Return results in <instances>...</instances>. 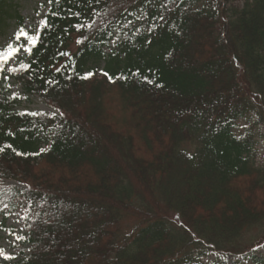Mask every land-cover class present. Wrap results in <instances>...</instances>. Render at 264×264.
<instances>
[{
    "label": "trees",
    "instance_id": "1",
    "mask_svg": "<svg viewBox=\"0 0 264 264\" xmlns=\"http://www.w3.org/2000/svg\"><path fill=\"white\" fill-rule=\"evenodd\" d=\"M46 4L31 68L0 77L7 263L264 264V0ZM33 96L63 116L20 115Z\"/></svg>",
    "mask_w": 264,
    "mask_h": 264
},
{
    "label": "rangeland",
    "instance_id": "2",
    "mask_svg": "<svg viewBox=\"0 0 264 264\" xmlns=\"http://www.w3.org/2000/svg\"><path fill=\"white\" fill-rule=\"evenodd\" d=\"M10 2V5L14 10H16L20 16L24 19L25 28L31 32L36 33L40 25L41 18L46 14L47 6L45 0H7ZM16 32V23L15 21L9 22V29L5 33L0 34V49L7 47V44L13 42L14 35ZM27 53L21 50L18 54V58L10 60L7 68L16 67L20 61L26 57ZM14 92H20V86L14 84ZM22 110L30 111H41L44 113H56L51 106L44 104L37 97H32L29 102H22L20 105ZM264 132V129L263 131ZM260 150L264 151V144L260 146ZM2 186L6 187H18L20 186L17 182L13 180L3 179L1 181ZM21 201H18L20 204ZM8 212V211H7ZM134 220H128L124 223V231L129 230L132 226L135 225ZM14 233V234H13ZM24 218L21 208L18 210L9 213L6 220L0 216V249H3L4 255H16L18 253L17 235H24ZM264 251V248L262 249ZM0 264H8L3 255H0Z\"/></svg>",
    "mask_w": 264,
    "mask_h": 264
},
{
    "label": "snow or ice",
    "instance_id": "3",
    "mask_svg": "<svg viewBox=\"0 0 264 264\" xmlns=\"http://www.w3.org/2000/svg\"><path fill=\"white\" fill-rule=\"evenodd\" d=\"M53 2L55 3H59L60 0H48L49 4H52ZM148 2H151V0H148ZM170 2H175V0H170ZM89 3H91V0H89ZM96 3H99V0H96ZM53 15H56V13H53ZM138 19L140 17H137ZM161 19H163V16H161ZM41 25H43V27L46 29L49 27L48 24V19L47 17L43 18L40 21ZM129 24H131L132 22L129 21ZM93 25L92 24H88V25H78L77 28H83V27H88L91 28ZM139 29H137L138 31ZM41 39L40 33L36 32L31 33L28 30H26L25 28H20L18 29V31L15 33V43H8L7 47L3 50L0 51V77H2V80L4 81V87L5 88H10L11 84L7 83V81L10 79L9 75L5 74V72L7 73H18L20 71H28L31 68V64L29 63H24L23 61H20L18 67H10L5 69V65H7L9 63L10 60H14L16 58H18V54L21 52V49L26 52L29 56L33 55V49L37 46V44H39ZM78 43H80V41H77ZM116 41L114 40L113 43H115ZM59 55L62 56H69L70 54L67 52H62L59 53ZM56 71H60V68H57ZM104 75H108L107 73H103ZM93 75V73H86L84 76L80 77L81 79H88L89 77H91ZM109 80L112 81V78L109 77ZM114 82V81H112ZM48 83H52L51 81H48ZM149 83H151V81H149ZM12 98H17L16 94L13 93ZM57 113H59L61 116H63L62 112H59V110H57ZM57 113H53V115H56ZM20 115H32V116H37V115H41L42 113H38V112H32V113H19ZM7 147L11 148V145H8ZM5 151L4 148H0V153H3ZM47 151V149H40V153H43ZM40 153H32L31 155H39ZM15 155L17 156H26L29 155L28 153H21V152H15ZM5 208L8 207L7 204L4 205ZM7 215V213H5ZM29 227H32L31 225ZM14 234V233H13ZM17 240H25L27 239L26 236L23 235H17L16 236ZM0 255L4 256V259H14V257L10 256V255H4L3 249H0Z\"/></svg>",
    "mask_w": 264,
    "mask_h": 264
}]
</instances>
